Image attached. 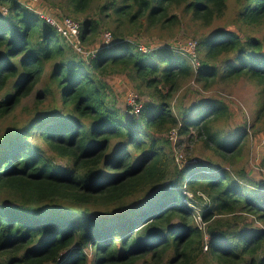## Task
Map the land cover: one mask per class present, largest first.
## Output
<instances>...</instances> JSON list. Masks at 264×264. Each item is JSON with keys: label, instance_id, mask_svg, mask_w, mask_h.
Returning <instances> with one entry per match:
<instances>
[{"label": "trees", "instance_id": "trees-1", "mask_svg": "<svg viewBox=\"0 0 264 264\" xmlns=\"http://www.w3.org/2000/svg\"><path fill=\"white\" fill-rule=\"evenodd\" d=\"M39 2L79 33L0 0V121L28 114L0 124V264H264V0ZM186 20L192 55L164 40ZM114 74L145 96L138 113L110 98ZM239 79L256 90L249 134L204 93ZM171 132L200 156L175 163Z\"/></svg>", "mask_w": 264, "mask_h": 264}, {"label": "rangeland", "instance_id": "rangeland-1", "mask_svg": "<svg viewBox=\"0 0 264 264\" xmlns=\"http://www.w3.org/2000/svg\"><path fill=\"white\" fill-rule=\"evenodd\" d=\"M26 3H30V4H35V8L37 12H42L45 14H49L52 15L54 13L59 12L58 10L52 11L50 7L44 5L42 2H39V0H35V3H31V1L34 0H23ZM55 1V0H54ZM94 7L101 1V0H94ZM46 16V15H45ZM46 18H49L48 16H46ZM51 19V18H50ZM69 19V18H68ZM198 23H194L191 22L189 20L184 21L180 26H176L170 29L171 34L166 33L164 36V40H167L168 42H170L171 40H174L176 42V45L180 46V44H187L188 46V50L190 51V54L192 55V46L193 44L189 43V39H187L188 37L191 36H197V34L195 32H193L191 29L192 28H196L195 25H197ZM215 24H217V22H215ZM61 26V25H60ZM263 28H257L255 30V34L256 35H263L264 34V24L262 25ZM56 27V26H55ZM59 27V26H58ZM140 31L144 32L143 34H150V38H147L145 42L148 41V39L152 40V45L154 46L155 44H161V43H165L166 41H162L159 37H158V31L155 28H144L143 25L138 26ZM57 28V27H56ZM59 30H61L62 28L59 27ZM135 31V30H134ZM137 31V30H136ZM164 31V30H163ZM187 32V35H182L183 32ZM179 40V41H178ZM181 40H187L186 42H182ZM141 41H143V39H141ZM181 41V42H180ZM156 46V45H155ZM90 48V47H89ZM89 48L87 50H89ZM143 50L145 51L146 48L142 47ZM192 64H197L195 59H192ZM105 80L108 84L109 87V95L111 96V99H115V98H120L123 103V106L127 107L128 110L130 112H133V110H131V108L128 107V105L130 104V102L134 99H140V101H144L145 96H139L137 91H133L132 88H130L129 86L132 85V82L130 83V81L127 79V77L124 74H114V75H110L105 77ZM128 80V82H127ZM197 83L190 81L189 83L184 84L175 94V98L173 99L172 103L178 98V96H180L183 91L186 88L192 87V88H196ZM255 88L253 87V85L247 81V80H243V79H239L236 80L233 83H230L228 85H222V83H217L214 84L212 86H210L209 92L205 91L204 93H208V94H216L217 96H219V98H223L224 102L228 103V105L231 108V111L234 113V115L237 118V124H240L242 122H244V118L246 117V130L248 131V134L250 132H252V124L255 122V114H254V109H255ZM146 95L147 94V90H145ZM114 96V97H112ZM29 100L27 98H23L22 100V104H28ZM139 106H140V102ZM128 104V105H127ZM131 106V105H130ZM132 107V106H131ZM133 109V108H132ZM13 115L9 116L4 123H2V121H0V124L2 125H7V123L9 122H20L23 119H25L26 117H28L27 112H25L22 109V106L18 105L14 108L13 110ZM234 123V122H231ZM175 132H171L170 133V138H171V143L166 147V152L170 153L171 156L174 157V161L175 163L181 165V162L186 163L188 162L187 158L190 157H199L200 154L198 152V150L194 147V143H190L187 144L186 141V135H178V134H174ZM264 140V137H262ZM255 141H259V138L257 137L255 139ZM251 142L250 138H249V143ZM197 147V145H196ZM228 155V154H227ZM209 156L212 159H219L217 155H214L212 153H209ZM220 157V156H219ZM259 158V157H258ZM193 162H195V158H192ZM221 159V157H220ZM242 160L239 161V163ZM220 162H224L227 164V162L223 159L220 160ZM256 163L257 161H255V159H251V163ZM237 163V165L239 164ZM194 210L196 211V214H198V210L199 208L193 205ZM136 264H150V261L148 260V257H144L143 259L139 260Z\"/></svg>", "mask_w": 264, "mask_h": 264}, {"label": "built area", "instance_id": "built-area-1", "mask_svg": "<svg viewBox=\"0 0 264 264\" xmlns=\"http://www.w3.org/2000/svg\"><path fill=\"white\" fill-rule=\"evenodd\" d=\"M47 21L50 22L51 24H53L54 26H56L57 29L59 27H61L62 29L61 30L58 29V30L59 31H63L64 35L67 36V37H70V36L77 37L78 36V33H79L78 23L73 21V20H71V19H66L64 21L65 27L56 24V22L53 19L47 18ZM104 36H105L106 39H108L110 37L108 32L104 33ZM137 101H138V99L137 100L134 99L133 102L131 101L130 104H129V106L130 105L132 106V107L131 106L130 107L133 108L132 110H133L134 113H138L139 110H140V107H141V105L139 106V103Z\"/></svg>", "mask_w": 264, "mask_h": 264}, {"label": "clouds", "instance_id": "clouds-1", "mask_svg": "<svg viewBox=\"0 0 264 264\" xmlns=\"http://www.w3.org/2000/svg\"><path fill=\"white\" fill-rule=\"evenodd\" d=\"M93 56V55H92Z\"/></svg>", "mask_w": 264, "mask_h": 264}]
</instances>
